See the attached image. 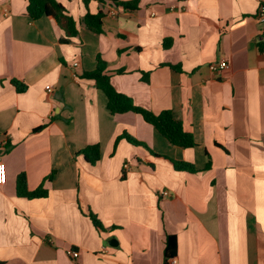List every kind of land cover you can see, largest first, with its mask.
<instances>
[{"label": "crops", "instance_id": "obj_1", "mask_svg": "<svg viewBox=\"0 0 264 264\" xmlns=\"http://www.w3.org/2000/svg\"><path fill=\"white\" fill-rule=\"evenodd\" d=\"M57 1L78 22L69 43L54 21L28 16L27 0H0V264H166L170 235L167 264H264V0H140L135 11ZM100 11L95 34L80 21ZM98 56L119 92L172 110L196 146L171 144L134 112L111 114L81 77ZM222 59L228 69L210 70ZM93 145L95 164L81 154ZM22 173L48 196L20 197Z\"/></svg>", "mask_w": 264, "mask_h": 264}, {"label": "trees", "instance_id": "obj_2", "mask_svg": "<svg viewBox=\"0 0 264 264\" xmlns=\"http://www.w3.org/2000/svg\"><path fill=\"white\" fill-rule=\"evenodd\" d=\"M28 16L33 20H38L40 18L46 17L55 22V24L64 32V38L61 39L62 43H69L73 38L79 35L78 22L73 16L69 14L64 5L57 0H27ZM92 0H85L88 4ZM101 3H106L107 1L113 4L123 7L126 10H138L140 0H131L122 2L120 0H97ZM104 17L103 11L97 14L87 13L80 21L88 30L95 34H102L104 32ZM166 41V46H168ZM264 45V44H262ZM108 63L98 56L97 66L93 71L84 72L81 77L83 79H89L95 81L98 90L105 93L108 98V109L111 114H122L127 112H134L142 116V118L166 138L171 144L181 148L189 149L196 146V141L193 134L187 132L184 128L182 120L178 119L172 110H165L156 114L148 109L138 106L134 103L132 98L119 92L113 85L111 81V76L108 74ZM173 70H178V68L172 67ZM119 73L124 72L123 70L118 71ZM147 80V79H146ZM12 84L16 87L17 91L22 93L27 90V85L23 84L18 80H12ZM42 126L36 131L44 129ZM125 137V136H123ZM122 137H120L121 139ZM128 140L134 145H140L146 147L144 144L138 142L132 137L127 136ZM116 141V145L118 143ZM84 155L86 161L91 164H95L101 158V150L99 145L89 146L81 152ZM173 164L178 171H189L195 172L193 164L184 161H173ZM53 178V173L47 178L51 180ZM17 193L20 197H26L28 199H38L45 198L48 196L49 191L44 188V185L39 187L34 191H30L27 185V178L24 173L20 174L17 180ZM92 223L99 231H104L105 228L100 221V219L93 213L89 212ZM177 253V237L175 235H170L167 237L166 246L164 251V257L166 264L169 259L176 256Z\"/></svg>", "mask_w": 264, "mask_h": 264}, {"label": "built area", "instance_id": "obj_3", "mask_svg": "<svg viewBox=\"0 0 264 264\" xmlns=\"http://www.w3.org/2000/svg\"><path fill=\"white\" fill-rule=\"evenodd\" d=\"M257 18L258 20L264 24V4H262L259 8L258 14H257ZM79 66V62H75L74 63V67H78ZM230 67L229 63L227 60L222 59L220 61H215L212 62L211 64H209V68L210 70H212L213 72H219V71H223L226 70ZM48 89H50V87H47ZM8 144V140L3 139L0 137V149H5L6 146ZM7 182V167L6 164L3 162V160L1 159L0 156V185H4ZM163 196H169L168 191H163L162 192ZM72 255L77 258L79 257V252L77 251H72Z\"/></svg>", "mask_w": 264, "mask_h": 264}]
</instances>
